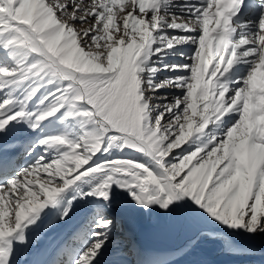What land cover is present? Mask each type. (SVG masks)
Returning <instances> with one entry per match:
<instances>
[{"label":"snow or ice","instance_id":"obj_1","mask_svg":"<svg viewBox=\"0 0 264 264\" xmlns=\"http://www.w3.org/2000/svg\"><path fill=\"white\" fill-rule=\"evenodd\" d=\"M0 264H264V0H0Z\"/></svg>","mask_w":264,"mask_h":264},{"label":"rangeland","instance_id":"obj_2","mask_svg":"<svg viewBox=\"0 0 264 264\" xmlns=\"http://www.w3.org/2000/svg\"><path fill=\"white\" fill-rule=\"evenodd\" d=\"M146 229H149L146 231ZM135 235L139 234L140 236H153V237H160V238H168L167 236L162 235L158 229L154 226L152 221L148 220L147 218L139 220L134 226ZM171 242V239L169 240ZM175 242V241H172ZM178 243V242H176Z\"/></svg>","mask_w":264,"mask_h":264},{"label":"water","instance_id":"obj_3","mask_svg":"<svg viewBox=\"0 0 264 264\" xmlns=\"http://www.w3.org/2000/svg\"><path fill=\"white\" fill-rule=\"evenodd\" d=\"M136 240L145 247H165V246H173L177 244L176 242H170L166 238H160V237H153V236H147L144 237L143 235H135Z\"/></svg>","mask_w":264,"mask_h":264},{"label":"bare ground","instance_id":"obj_4","mask_svg":"<svg viewBox=\"0 0 264 264\" xmlns=\"http://www.w3.org/2000/svg\"><path fill=\"white\" fill-rule=\"evenodd\" d=\"M145 220V219H144ZM149 229H146V231H148ZM144 237H147V236H144ZM168 237V236H167ZM171 239V242L172 241H175V242H179L177 239L175 238H172V237H168L167 240H170Z\"/></svg>","mask_w":264,"mask_h":264}]
</instances>
